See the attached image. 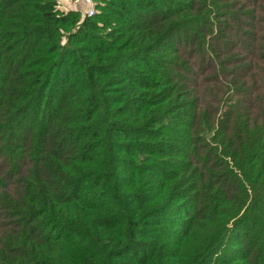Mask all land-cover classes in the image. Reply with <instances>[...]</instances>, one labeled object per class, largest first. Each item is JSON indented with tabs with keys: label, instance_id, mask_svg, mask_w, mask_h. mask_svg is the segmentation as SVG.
Segmentation results:
<instances>
[{
	"label": "trees",
	"instance_id": "1",
	"mask_svg": "<svg viewBox=\"0 0 264 264\" xmlns=\"http://www.w3.org/2000/svg\"><path fill=\"white\" fill-rule=\"evenodd\" d=\"M0 264H264V0H0Z\"/></svg>",
	"mask_w": 264,
	"mask_h": 264
},
{
	"label": "built area",
	"instance_id": "2",
	"mask_svg": "<svg viewBox=\"0 0 264 264\" xmlns=\"http://www.w3.org/2000/svg\"><path fill=\"white\" fill-rule=\"evenodd\" d=\"M74 4L83 3L86 7L85 13L86 15L92 16L97 11V3L95 0H72Z\"/></svg>",
	"mask_w": 264,
	"mask_h": 264
},
{
	"label": "rangeland",
	"instance_id": "3",
	"mask_svg": "<svg viewBox=\"0 0 264 264\" xmlns=\"http://www.w3.org/2000/svg\"><path fill=\"white\" fill-rule=\"evenodd\" d=\"M96 3H98V0H95ZM77 10H79L82 14L85 13V10H86V7L85 6H82V7H76ZM242 232H243V229L242 228H239L237 229L235 232H234V236L233 238L229 239V242L227 243L226 247H225V250L229 249L230 246H237V245H234L236 244L237 242H239V236L242 235Z\"/></svg>",
	"mask_w": 264,
	"mask_h": 264
},
{
	"label": "crops",
	"instance_id": "4",
	"mask_svg": "<svg viewBox=\"0 0 264 264\" xmlns=\"http://www.w3.org/2000/svg\"><path fill=\"white\" fill-rule=\"evenodd\" d=\"M57 1L59 3L60 8L64 10H77L76 7L84 6L82 2L79 4H74L72 0H57Z\"/></svg>",
	"mask_w": 264,
	"mask_h": 264
}]
</instances>
